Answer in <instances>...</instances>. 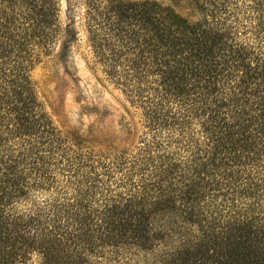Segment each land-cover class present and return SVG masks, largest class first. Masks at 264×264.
I'll list each match as a JSON object with an SVG mask.
<instances>
[{
  "label": "trees",
  "instance_id": "16d2710c",
  "mask_svg": "<svg viewBox=\"0 0 264 264\" xmlns=\"http://www.w3.org/2000/svg\"><path fill=\"white\" fill-rule=\"evenodd\" d=\"M245 1L242 27L237 0H201L195 22L109 2L89 41L147 133L96 156L66 145L29 74L37 47L75 35L58 0H0V182L18 205L0 224L3 264L14 247L40 264H264V0Z\"/></svg>",
  "mask_w": 264,
  "mask_h": 264
},
{
  "label": "rangeland",
  "instance_id": "374dc122",
  "mask_svg": "<svg viewBox=\"0 0 264 264\" xmlns=\"http://www.w3.org/2000/svg\"><path fill=\"white\" fill-rule=\"evenodd\" d=\"M110 1L120 4L143 0H58V22L62 27L69 25L75 35L70 38L69 46L64 51L61 50L63 35L53 39L47 47H37L36 59L29 72L37 100L65 138L66 145L73 148L79 146L96 156L112 155L120 150L134 152L140 146L144 133H147L140 109L129 102L128 94L122 90L120 83L123 79L114 78L104 71L105 65L99 60L89 41L87 29L91 24L97 23L100 33L107 30L104 27L107 26ZM149 1L171 7L189 22L197 21L204 13L201 0ZM241 1L243 0H237L236 7H233L234 13L231 14L234 24L239 27L251 24V11L254 10L253 7L245 10L247 8L241 5L247 2L240 3ZM242 36L251 38V33L242 32ZM108 55L112 57L111 54ZM112 61L118 67L125 64L123 57L122 60ZM1 188L2 182L0 224L4 222L5 216L15 215L18 210L15 202L6 203ZM13 227L14 225H10L14 236L16 233ZM4 232L0 225V264L4 263L2 255L8 250ZM13 253L12 264H18L20 259L17 257L19 252L16 247L12 249L11 254ZM40 262L37 252L33 251L21 259L19 264Z\"/></svg>",
  "mask_w": 264,
  "mask_h": 264
}]
</instances>
